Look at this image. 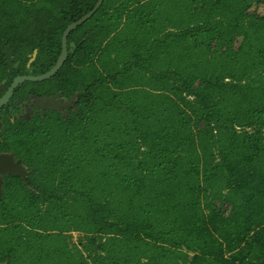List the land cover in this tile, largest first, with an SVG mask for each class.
Instances as JSON below:
<instances>
[{"label":"trees","instance_id":"16d2710c","mask_svg":"<svg viewBox=\"0 0 264 264\" xmlns=\"http://www.w3.org/2000/svg\"><path fill=\"white\" fill-rule=\"evenodd\" d=\"M96 1L0 0L2 91L48 71L66 26ZM253 3L264 0H103L53 76L14 87L12 104L74 102L28 120L0 109L4 150L31 169L4 177L1 263L264 264V13Z\"/></svg>","mask_w":264,"mask_h":264},{"label":"flooded vegetation","instance_id":"af4514ba","mask_svg":"<svg viewBox=\"0 0 264 264\" xmlns=\"http://www.w3.org/2000/svg\"><path fill=\"white\" fill-rule=\"evenodd\" d=\"M2 90H3V85L0 84V97L6 92V90L5 91ZM10 97L5 104L0 106V109H2L3 111L7 110L8 112H10L12 116L11 117L12 120L14 116L22 117L28 120L31 117V115L34 114L36 108L41 110V108H44V106H48V107L52 106L44 103L42 104L39 103L38 105L36 101L40 99L38 98L36 99L33 95H29V97L22 102L15 100L13 104L10 102ZM6 105H9V107H6ZM41 105L43 107H41ZM2 118L3 115L0 114V194L4 182V177H21V179H25V177L31 176V169L28 168V166L24 163L22 158L16 156V154L11 150L10 151L4 150L5 142L3 141V138L6 137L7 135L3 131ZM4 156H10V157H4ZM8 164H11V169H13L15 166H21V169H17V170L13 169L11 172L4 170L6 169V167H8ZM16 171H18V173H16ZM32 176L39 177L36 174H33Z\"/></svg>","mask_w":264,"mask_h":264},{"label":"water","instance_id":"95a60500","mask_svg":"<svg viewBox=\"0 0 264 264\" xmlns=\"http://www.w3.org/2000/svg\"><path fill=\"white\" fill-rule=\"evenodd\" d=\"M102 2H103V0H97L95 2L94 6L92 7V9H90L87 13L82 15L79 19L69 23L66 26V28L64 29L62 36H61V51H60V54L58 56V59H57L56 63L48 71L41 73V74H38V75L22 74V75H17L13 78V80H12L11 84L9 85L8 89L6 90V92L0 97V106H2L3 104H5L8 101L14 87L18 83L23 82V81H42V80L50 78L60 69V67L63 65L64 61L67 59V56H68L67 36L78 25L82 24L84 21H86L88 18H90L92 16V14L100 7ZM34 54H33V56H34ZM5 57H6V62L8 64H11L12 58H11V55H10L8 49L5 50ZM32 59H33V57H32ZM45 99L46 98H43V100H45ZM50 99H52V97H50ZM50 99H48V100H50ZM4 157H10V156H4ZM13 169L14 170L21 169V166H15ZM13 169H11V164H8V167H6V169H4V170L11 172ZM16 173H18V171H16ZM0 264H4V263L0 262Z\"/></svg>","mask_w":264,"mask_h":264},{"label":"rangeland","instance_id":"374dc122","mask_svg":"<svg viewBox=\"0 0 264 264\" xmlns=\"http://www.w3.org/2000/svg\"><path fill=\"white\" fill-rule=\"evenodd\" d=\"M251 12H255L257 14H263L264 13V5L262 4H255L253 3L249 9ZM238 41L236 42V45L238 44ZM37 104L39 105L44 103V104H47V105H52L54 106L55 108H58V109H61L64 113H65V109H67V107L71 106L74 102V98H70V99H64V98H61L60 96H54L52 97V99L50 100H43V99H40V100H37L36 101ZM41 107H43L41 105ZM79 235L80 233H77V232H72L69 234V240L73 243H77L79 241Z\"/></svg>","mask_w":264,"mask_h":264}]
</instances>
